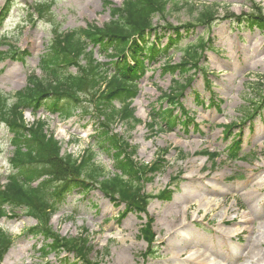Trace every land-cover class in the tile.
<instances>
[{
	"label": "rangeland",
	"instance_id": "rangeland-1",
	"mask_svg": "<svg viewBox=\"0 0 264 264\" xmlns=\"http://www.w3.org/2000/svg\"><path fill=\"white\" fill-rule=\"evenodd\" d=\"M104 1L114 6L123 2L11 0L12 10L0 28V53L12 46L15 55L11 58L4 54V59H0V92L13 95L25 87L27 76H41L39 58L54 30L72 31L84 29L87 24L102 27L108 23L110 14ZM254 1L264 13V0ZM4 2L0 0V8ZM39 5L45 6L42 19L35 12ZM210 6H216L217 15L209 29L198 25L173 42L163 54L167 58L152 63L139 81L132 108L140 125L132 131L118 122L112 127L136 149L134 160L139 164L150 165L162 150H167L162 155L163 168L143 186L144 192L153 196L163 190L171 191L169 200L152 199L146 208L155 234V257L145 262L141 258L147 246L138 229L145 223V215L125 213L122 204L111 203L98 190L85 196L74 192L65 198L48 224L61 237L87 238L91 262L187 264L183 257L174 258L172 251L190 249L189 257L197 261L199 253H208L212 246L218 247V256L213 257L215 264H253L264 258V35L257 30L237 29L229 19H221L226 13H249L246 0H171L166 13L156 16L152 24L158 28L166 24L196 25L198 12ZM167 36L174 37L165 34L159 43L161 48L167 45ZM199 42H205L203 49L197 51L204 72L191 71V85L177 99L187 114L173 108V115L179 120L171 129L160 120L161 131L148 130L151 110L166 107L160 101L161 94H167L170 88L173 91L175 81L183 84L178 73L170 76L162 67L178 64L185 51ZM94 57L100 63L108 61L99 57L97 51ZM38 118L46 121V128L61 144L63 155L78 158L90 146L97 152L93 138L97 126L90 115L79 110L69 118L41 112L33 117L27 111L23 115L26 125ZM227 124L235 125L228 136L223 128ZM238 135V159L229 160L226 148ZM11 136L0 124V185L14 171L10 163ZM212 154L219 157L209 159ZM95 161L113 171L112 156L101 152ZM225 209H231L225 217L232 221L222 226L219 218ZM6 214L7 217L0 218V230L12 237V243L0 264H72L71 253L39 258L45 241L41 236L25 234L36 225L35 220L23 210L13 217ZM176 215L181 221L175 226ZM222 230L230 235L221 236Z\"/></svg>",
	"mask_w": 264,
	"mask_h": 264
},
{
	"label": "trees",
	"instance_id": "trees-1",
	"mask_svg": "<svg viewBox=\"0 0 264 264\" xmlns=\"http://www.w3.org/2000/svg\"><path fill=\"white\" fill-rule=\"evenodd\" d=\"M170 2L123 0L116 7L104 1L110 13L109 23L102 28L87 25L85 29L68 32L54 30L40 58L39 69L43 76L39 78L31 74L26 87L13 95L0 92V124L12 135L13 156L10 163L14 169L5 177L6 183L0 185V218L7 217L6 213L13 217L18 210H23L35 219L37 224L25 234L41 236L45 241L41 258L50 253L66 252L74 255L72 264H100L88 259L91 250L87 238L60 237L48 224L65 198L74 192L85 196L98 190L112 203L122 204L125 213L146 214V207L152 199H170L169 190L156 196L143 191L144 184L163 168L164 158L158 157L151 165L135 162L136 149L112 130L117 122L124 125L127 131L140 124L131 107L138 93V80L153 61L162 57L168 46L196 27L192 23L154 27L153 19L163 16ZM247 2L251 9L249 13H226L222 19L231 20L237 27L257 28L263 32L262 8L253 0ZM43 7L39 5L35 9L39 19L45 13ZM10 9L11 0H6L0 10V26ZM216 15V6L205 7L198 12L196 25L208 27ZM165 33L175 37H168V46L161 48L159 42ZM203 47L204 43L199 42L197 47L185 51L179 64H167L162 70L187 77L190 71L198 68L200 54L197 51ZM93 49L109 61L98 62ZM190 82V77L185 78L184 86H179L180 90L188 87ZM180 95H163L161 99L172 105ZM26 110L33 116L41 110L65 118L76 110L90 115L97 126L93 137L97 152L92 147L78 158L63 155L60 143L48 132L43 120L37 119L30 125L24 123L22 114ZM165 118L169 128L173 127L176 117L171 111L153 108L146 124L148 130L157 129L160 120ZM230 127L225 128L226 133ZM101 152L113 157V172L95 161ZM228 152L231 159L236 158L239 142L234 141ZM151 224L152 220L147 218L139 229V236L147 244V250L142 255L144 260L155 255ZM11 243L10 236L0 230V260Z\"/></svg>",
	"mask_w": 264,
	"mask_h": 264
},
{
	"label": "bare ground",
	"instance_id": "bare-ground-1",
	"mask_svg": "<svg viewBox=\"0 0 264 264\" xmlns=\"http://www.w3.org/2000/svg\"><path fill=\"white\" fill-rule=\"evenodd\" d=\"M255 185H253L254 187ZM217 206V205H216ZM231 209H225L224 212L222 213V216H220L219 218V225H222V226H227L228 224L231 223V219L230 218H227L225 217L226 214H228L230 212ZM243 219L245 220V217H243ZM180 218L178 215L175 216V218H173V224L176 226V225H179L180 223ZM184 221H186V217L184 218ZM246 223H248V221H244ZM187 224V223H186ZM174 228V226H172ZM226 235H230V232H226L224 230L221 231L220 235L221 236H225ZM190 249H181L180 250H174L172 251V256L176 259H181L182 257L185 258V262L187 264H215L214 260H213V257L214 256H218V247L217 246H212L210 247V249L207 251L208 253H205V254H200L199 253V260L195 261L193 260L192 257H189L188 255V252H189ZM222 251L220 253V255H222ZM198 257V256H197ZM264 263V258L262 260H259V259H256L255 262L253 264H258V263Z\"/></svg>",
	"mask_w": 264,
	"mask_h": 264
}]
</instances>
